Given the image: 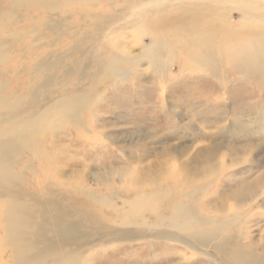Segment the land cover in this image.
<instances>
[{
  "label": "rangeland",
  "instance_id": "rangeland-1",
  "mask_svg": "<svg viewBox=\"0 0 264 264\" xmlns=\"http://www.w3.org/2000/svg\"><path fill=\"white\" fill-rule=\"evenodd\" d=\"M187 1L192 0H168L165 5L180 8ZM159 5L158 0H84L52 13L39 6L20 7L16 20L9 22L4 13L10 4L8 0H0L7 31L18 30L23 37L7 41L11 58L0 65V83H5L0 94L21 96L24 101L17 116L37 114L60 96L83 95L86 99L80 110V123H70L47 134L40 155L20 151L15 170L22 173L21 186L30 197H54L63 204L90 191L123 206L138 191L136 187L141 182L135 177L144 179L143 183L150 184L144 187L152 189L153 178H164L173 168L174 176L184 181L182 193H188L184 203L193 204L196 198V207L203 208L208 202L220 212L230 203L235 206L237 214H233L239 218L230 233L239 234L240 225H245L248 233L243 239L238 236L236 239L241 240L240 245L255 249L264 260V195L253 202L238 203L234 199L235 195L243 197L251 190L239 183L264 174V137H253L250 132L239 136L234 133L236 125L233 126L241 117L240 111L248 108L250 97L258 96V92L235 91V96L241 98L236 102L238 99L225 90L210 89L206 85L208 80L200 73L179 72L178 67L172 66L168 69L175 73L174 77L160 78L144 59L133 65L125 80L99 83L98 74L108 56L122 55L130 48L137 53L149 42L143 35L135 40L131 25H139L146 16L154 15L149 10ZM230 16L236 18L237 11L231 8ZM46 22L55 27L44 28ZM21 30L29 31L28 34L35 32L39 38H35L36 34L28 37ZM58 62V69L46 68L40 76L34 72L40 63L49 66ZM43 77L51 80L50 87L47 91L40 90L33 101L28 100L29 93L36 91ZM161 80L165 83L161 84ZM162 86L166 88L161 89ZM92 89L97 92L94 96L88 94ZM241 104L244 109L238 110ZM3 119L0 115V123ZM242 127L247 128L246 121ZM187 181L200 188L195 189L198 191L195 196L190 193L194 189ZM210 183L203 192L204 184ZM77 186L83 190L78 192ZM222 195L225 196L221 198ZM180 198L175 195L162 213L168 214L170 203ZM80 215L71 213L70 222L78 225L82 236L83 245L78 248L84 264H218V260L199 255L185 259L192 250L180 242L151 239L155 231L152 225L139 229L141 233L136 234L141 236L139 239H123L115 245L120 235H112L116 225L114 214L98 217L81 212ZM145 219L147 223L154 222L152 215H146ZM172 232L180 235L179 239L186 237ZM195 246L201 247L196 243ZM202 250L210 255L215 253L208 247ZM0 259L9 264L10 251L1 248Z\"/></svg>",
  "mask_w": 264,
  "mask_h": 264
},
{
  "label": "bare ground",
  "instance_id": "bare-ground-1",
  "mask_svg": "<svg viewBox=\"0 0 264 264\" xmlns=\"http://www.w3.org/2000/svg\"><path fill=\"white\" fill-rule=\"evenodd\" d=\"M83 1L8 0L10 8L6 10L4 17H7L9 22L16 20V11L20 7L39 6L46 12L52 13L53 10ZM167 1L158 0L161 5L149 10L155 12L154 15L146 16L139 25H131V36L135 40H140L143 35L149 39V42L137 53L134 52L135 49L130 48L122 55L108 56L102 71L98 74L100 85L117 78L125 80L133 65L139 64L141 59H144L152 72L160 78L162 75L164 78L174 77L175 73L168 69L174 66L178 67L179 72L186 70L202 74L201 77L205 81L208 80L206 85L210 89L225 90L232 98L236 95L235 91H256L258 96L250 97L248 108L240 111L241 117L234 121L233 126L236 125L234 133L245 136L250 132L253 137L263 138L264 0H210L209 2L192 0L189 1L191 3L187 1L189 4L180 8L170 4L165 5ZM231 8L237 11L236 18L230 16ZM2 16L0 13V65L11 58V46L7 41L10 38L17 39L18 36L23 38L18 34V30L7 31ZM43 25L44 28L49 29L55 27L48 22ZM21 31L28 37L36 34ZM35 38H39L37 34ZM109 39L114 41V37ZM58 65L59 62L49 66L40 63L34 72L40 76L44 69L49 67L58 69ZM40 79L36 91L29 93L28 100L33 101L40 90L47 91L50 87V79L47 77ZM164 80L160 81L161 84L165 83ZM3 86L5 83H0V92ZM163 88L164 86L161 89ZM204 90L207 91L206 87ZM96 93L94 89L88 92L92 96ZM235 97L238 99L235 100L236 102L241 101V98ZM85 100L83 95L60 96L39 113L18 117L24 102L22 97L0 94V115L4 116L3 122L0 123V229L2 231L0 249L10 251L9 264H84L81 259L82 252L78 248L83 245L82 236L79 235L78 225L70 222L71 213H78L81 217V212L88 216L98 214V217L104 213L114 214L113 221L116 225L112 235H120L116 238L119 242L116 241L115 245L123 242V239H139L141 236L136 235L141 233L139 229L152 225L155 226V231L151 239L177 241L192 250L191 256L186 255L185 259L190 260L191 257L199 255L215 262L218 260V264H221V261L227 264H264L261 254L252 247L240 245L241 240L236 239L238 237L243 239L248 233L245 225H240L239 234L230 233L232 225L236 224L239 218L233 214L236 213L235 206L230 203L220 212L221 209L208 202L203 208L196 207L198 205L196 198L193 204L184 203L183 199L188 197V193H182L184 181L182 177L180 179L174 176L173 168L167 171L166 177L153 178L152 189L144 187L150 185L143 183L144 179L135 177L141 182H138L140 186L136 187L138 191L132 198L126 199L123 206H119L114 199L93 195L90 191L64 204L54 197H30L21 186L22 173L15 170L20 151L28 150L40 155L47 134L51 131L58 132L70 123L72 125L80 123V110ZM244 106L239 105L238 110L244 109ZM244 121L247 122V128L242 127ZM222 153L221 155L219 153V156H222ZM186 184L194 189L190 192L193 196L198 193L196 190L200 191L195 182L187 181ZM239 184L251 190L243 197L239 194L233 195L238 203L247 200L253 202L258 196L264 195V174ZM209 185L211 183L204 184V188L201 186L202 191L205 192ZM82 190L81 186H77L78 192ZM175 195L181 198L170 203V211L164 215L162 208L168 206V202ZM223 196L225 195L221 198ZM221 198L220 200H223ZM146 215H152L154 222L147 223ZM172 230L186 237L179 239L181 236L176 235ZM195 243L201 247L195 246ZM70 245L73 248L70 249ZM162 245H160L162 248L165 247ZM205 247L214 249V255L203 251ZM0 262L4 264L1 259Z\"/></svg>",
  "mask_w": 264,
  "mask_h": 264
}]
</instances>
